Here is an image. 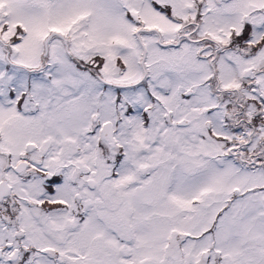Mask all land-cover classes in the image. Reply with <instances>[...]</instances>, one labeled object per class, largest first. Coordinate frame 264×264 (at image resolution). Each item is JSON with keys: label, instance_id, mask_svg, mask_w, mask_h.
<instances>
[{"label": "snow or ice", "instance_id": "1", "mask_svg": "<svg viewBox=\"0 0 264 264\" xmlns=\"http://www.w3.org/2000/svg\"><path fill=\"white\" fill-rule=\"evenodd\" d=\"M0 264H264V0H0Z\"/></svg>", "mask_w": 264, "mask_h": 264}]
</instances>
